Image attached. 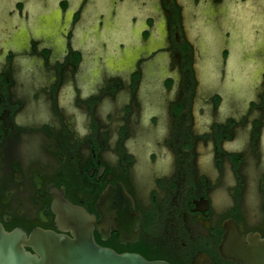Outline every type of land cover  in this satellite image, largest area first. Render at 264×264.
<instances>
[{"label": "flooded vegetation", "instance_id": "obj_1", "mask_svg": "<svg viewBox=\"0 0 264 264\" xmlns=\"http://www.w3.org/2000/svg\"><path fill=\"white\" fill-rule=\"evenodd\" d=\"M217 2L0 0L5 230L78 207L117 252L264 264V0Z\"/></svg>", "mask_w": 264, "mask_h": 264}, {"label": "water", "instance_id": "obj_2", "mask_svg": "<svg viewBox=\"0 0 264 264\" xmlns=\"http://www.w3.org/2000/svg\"><path fill=\"white\" fill-rule=\"evenodd\" d=\"M229 36L235 38L232 30ZM223 39L212 52L218 59H221ZM122 196L127 202L126 194L122 192ZM69 209L71 214L64 219L71 235L36 228L24 238L21 231H7L0 224V264H171L164 259H148L138 252H117L100 245L92 234L94 217L78 207Z\"/></svg>", "mask_w": 264, "mask_h": 264}, {"label": "rangeland", "instance_id": "obj_3", "mask_svg": "<svg viewBox=\"0 0 264 264\" xmlns=\"http://www.w3.org/2000/svg\"><path fill=\"white\" fill-rule=\"evenodd\" d=\"M261 2H262V0H260ZM200 2L202 3L201 4V6H199V11H202V8H205V9H203V12L205 11L206 13H210L209 14V16H211V18L210 19H215L216 17V14H218V13H220V10H222L223 8H219V5H218V2H217V4L215 5L214 3H213V0H200ZM214 4V5H213ZM218 5V6H217ZM198 8V7H197ZM214 10H216V12H214ZM204 12V13H205ZM214 13V14H213ZM229 16H232V14H230ZM201 17V16H200ZM206 17H208L207 15H206ZM243 17H247L246 19L248 20V18H250V14L248 15V14H241V17L239 16H237L236 17V20H237V24L238 25H240V30H241V32H243L246 36H243V38H242V42L244 43V45H245V43H249V42H251L252 41V39H251V36H247V34H246V30H247V27H246V22H248L246 19H244ZM257 17H259V18H257V19H255V21H257V20H259V19H261V22H262V15H260V16H257ZM203 18V17H202ZM230 18V17H229ZM228 18V19H229ZM207 20H208V18H206ZM263 20H264V17H263ZM210 38H212V40L215 38L214 37V32H213V34H211L210 35ZM259 38V41H260V43L262 44V36H259L258 37ZM240 45H243V44H241L240 43ZM252 46H254V44H252ZM243 48V47H242ZM242 63V59H241V57H240V55L238 56V55H236V60H235V65H237V66H239L240 64Z\"/></svg>", "mask_w": 264, "mask_h": 264}]
</instances>
